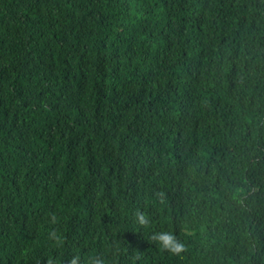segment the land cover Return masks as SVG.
Here are the masks:
<instances>
[{
	"label": "trees",
	"instance_id": "trees-1",
	"mask_svg": "<svg viewBox=\"0 0 264 264\" xmlns=\"http://www.w3.org/2000/svg\"><path fill=\"white\" fill-rule=\"evenodd\" d=\"M73 257L264 264V0H0V264Z\"/></svg>",
	"mask_w": 264,
	"mask_h": 264
},
{
	"label": "clouds",
	"instance_id": "clouds-1",
	"mask_svg": "<svg viewBox=\"0 0 264 264\" xmlns=\"http://www.w3.org/2000/svg\"><path fill=\"white\" fill-rule=\"evenodd\" d=\"M53 222L55 221V217H52ZM138 221L141 224H146L147 220L143 215L138 216ZM49 235L53 237L57 242L59 241L60 237L56 235V233L50 232ZM153 239L156 240L160 247L166 248L173 253L179 254L182 250L184 245L180 242H177L174 238V236L170 232H159L153 234ZM70 264H77V258L73 257L70 261ZM91 264H104V261L102 260H94L91 262Z\"/></svg>",
	"mask_w": 264,
	"mask_h": 264
},
{
	"label": "bare ground",
	"instance_id": "bare-ground-1",
	"mask_svg": "<svg viewBox=\"0 0 264 264\" xmlns=\"http://www.w3.org/2000/svg\"><path fill=\"white\" fill-rule=\"evenodd\" d=\"M108 93V92H107ZM110 94V93H109ZM187 110V109H186ZM179 123V122H178ZM189 123V122H188ZM182 125V124H181ZM177 131V130H176ZM173 135V134H172ZM114 170V169H113ZM142 190V189H141ZM90 192V191H89ZM54 193V192H53ZM56 194V193H55ZM140 194V193H139ZM57 195H58V193H57ZM39 197V196H38ZM42 197V196H41ZM52 197V196H51ZM50 197V198H51ZM58 197V196H57ZM44 198V197H43ZM47 198V197H46ZM45 198V199H46ZM56 198V197H55ZM49 199V198H48ZM55 200V199H54ZM58 201V200H57ZM43 202H45V201H43ZM47 202V201H46ZM56 202V201H55ZM48 204V203H47ZM52 204V203H51ZM98 205V204H97ZM103 205V204H102ZM92 206V205H91ZM134 206V205H133ZM47 209V208H46ZM95 209V208H94ZM140 209V208H139ZM27 210V209H26ZM33 210V209H32ZM34 210H35V208H34ZM55 210V209H54ZM47 213H48V209H47ZM55 213V212H54ZM85 213V212H84ZM137 214V213H136ZM140 214V213H139ZM146 214V213H145ZM50 216V215H49ZM35 217V216H34ZM60 217V216H59ZM84 217V216H83ZM96 217V216H95ZM99 217V216H98ZM133 217V216H132ZM43 218V217H42ZM61 218V217H60ZM138 218V217H137ZM36 219V218H35ZM38 219V218H37ZM93 219V218H92ZM7 220V219H6ZM29 221V220H28ZM90 221V220H89ZM59 222V221H58ZM81 222V221H80ZM85 222V221H84ZM112 222V221H111ZM65 223V222H64ZM63 223V224H64ZM77 223V222H76ZM90 223V222H89ZM119 223H120V221H119ZM132 223H133V221H132ZM84 224V223H83ZM110 224V223H109ZM101 225V224H100ZM29 227V226H28ZM61 227V226H60ZM109 227V226H108ZM95 230V229H94ZM46 232V231H45ZM65 237V236H64ZM2 242V241H1ZM60 242V241H59ZM60 244V243H59ZM56 247V246H55ZM88 247V246H87ZM75 250V249H74ZM58 252V251H57ZM85 254V253H84ZM134 257V256H133ZM129 259H131V258H129ZM63 260V259H62ZM13 264V263H12Z\"/></svg>",
	"mask_w": 264,
	"mask_h": 264
}]
</instances>
